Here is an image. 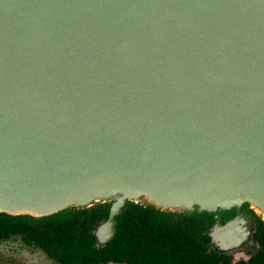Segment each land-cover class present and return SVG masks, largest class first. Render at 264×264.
I'll list each match as a JSON object with an SVG mask.
<instances>
[{
  "label": "water",
  "instance_id": "95a60500",
  "mask_svg": "<svg viewBox=\"0 0 264 264\" xmlns=\"http://www.w3.org/2000/svg\"><path fill=\"white\" fill-rule=\"evenodd\" d=\"M224 165L264 196V0H0V177L76 201L0 213L105 202L103 246L133 202L212 213V237L257 200L236 201ZM109 173L121 190L91 198Z\"/></svg>",
  "mask_w": 264,
  "mask_h": 264
},
{
  "label": "trees",
  "instance_id": "16d2710c",
  "mask_svg": "<svg viewBox=\"0 0 264 264\" xmlns=\"http://www.w3.org/2000/svg\"><path fill=\"white\" fill-rule=\"evenodd\" d=\"M109 208L97 202L37 218L0 213V242L17 237L56 264H230L208 248L212 213H174L141 203L126 202L114 216L111 239L95 246L92 231ZM233 215V209L221 212L219 221ZM253 218L257 251L234 264H264V221Z\"/></svg>",
  "mask_w": 264,
  "mask_h": 264
},
{
  "label": "bare ground",
  "instance_id": "6f19581e",
  "mask_svg": "<svg viewBox=\"0 0 264 264\" xmlns=\"http://www.w3.org/2000/svg\"><path fill=\"white\" fill-rule=\"evenodd\" d=\"M99 167H94L91 171L97 170ZM219 176L223 178L236 195V201H248L251 202V197L256 198L253 207L258 215L264 220V196H256L252 191L250 195L245 192L242 186L237 181L235 175L225 165L220 168ZM115 174L109 173L107 176V188L100 195H95L91 198L98 196L113 194L114 191L121 190L116 188ZM48 183V182H47ZM46 183V184H47ZM43 186L45 185L42 184ZM9 183L3 181L0 183V209L10 213H28L33 215H41L49 212H53L58 208L66 206L76 201H69L62 197H58L57 194L47 193L48 189L43 187L36 188L35 186L28 187V192H20L18 189L11 187ZM134 193L136 195H142L144 199L150 203L158 206H175L179 204L176 201H170L164 197L160 192L147 191L143 188V180L137 178L134 185Z\"/></svg>",
  "mask_w": 264,
  "mask_h": 264
},
{
  "label": "rangeland",
  "instance_id": "374dc122",
  "mask_svg": "<svg viewBox=\"0 0 264 264\" xmlns=\"http://www.w3.org/2000/svg\"><path fill=\"white\" fill-rule=\"evenodd\" d=\"M3 180L0 177V183ZM13 186H10V188ZM256 216L258 215L250 205H247ZM237 221H229L224 226H218L212 232L211 249L232 256L233 260L246 259L256 251V245L250 239L252 231V216L246 210L238 211ZM231 222V223H230ZM228 224V225H227ZM227 226H230L226 229ZM102 237V236H100ZM232 238V241L229 240ZM0 264H56L45 257L41 250L33 246L24 245L19 238L12 237L0 242ZM111 264V263H109Z\"/></svg>",
  "mask_w": 264,
  "mask_h": 264
},
{
  "label": "flooded vegetation",
  "instance_id": "af4514ba",
  "mask_svg": "<svg viewBox=\"0 0 264 264\" xmlns=\"http://www.w3.org/2000/svg\"><path fill=\"white\" fill-rule=\"evenodd\" d=\"M239 210H240V211H242V210H246V212H247L248 214H250L252 217H255V216H256V215H255L250 209L247 208V206H241ZM235 215H236V211L234 210V215H233L232 217H230V218H224L222 222H221V220H220V221H219V224H220L221 226H224V225L226 224V222L232 220V219L235 217ZM257 217H258V216H257ZM253 224H254V222H253ZM212 226H213V225H212ZM212 230H213V229H212V227H211L210 230L207 232L208 236L210 237V242H209V244H208V248H209L210 250H212L213 252L217 253V254H221V255H224V256L229 257V258H230V264H234L235 262L240 261V260L246 261L251 255H253V254L257 251V248H256V251H255L254 253L250 254L246 259L238 258L237 260H233V258H232L231 255L226 254V253H223V252L215 251V250L211 249L212 237L209 235V233H210ZM253 231H254V226L252 225V231H251L249 237H250L251 241L256 245L255 241H254L253 238H252ZM229 240L232 241V238H230ZM256 247H257V245H256ZM42 253H43V252H42ZM43 254H44V253H43ZM44 255H45V254H44ZM45 257H46V256H45ZM46 258H47V257H46ZM108 264H109V263H108ZM111 264H113V263H111Z\"/></svg>",
  "mask_w": 264,
  "mask_h": 264
}]
</instances>
